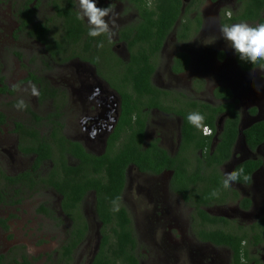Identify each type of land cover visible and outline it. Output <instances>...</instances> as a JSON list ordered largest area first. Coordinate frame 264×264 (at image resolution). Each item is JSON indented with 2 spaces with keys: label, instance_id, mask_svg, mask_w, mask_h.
<instances>
[{
  "label": "flooded vegetation",
  "instance_id": "flooded-vegetation-1",
  "mask_svg": "<svg viewBox=\"0 0 264 264\" xmlns=\"http://www.w3.org/2000/svg\"><path fill=\"white\" fill-rule=\"evenodd\" d=\"M97 2L101 7L114 6L113 14L106 18L109 19L110 28L115 33L111 40L106 35L97 38L88 36L87 21L77 19L78 0H0V248H7L6 240L12 242L10 249L0 250L1 264H10V262L16 264L15 260L18 264H34L40 261L39 257H30L26 253L25 246L18 241H13L15 239L13 228L18 218L22 217L20 214L24 212L22 206L26 197L33 196L32 200L38 201L37 207L33 209L36 217L47 219L51 226L60 227L64 231V238L55 252L57 254L55 257L61 258L59 255L61 247L66 246L72 231L79 230L82 226L87 232L78 249L90 239L91 232L95 231L98 235L95 251L91 253L87 263L92 264L102 239L101 231L104 223L99 219L96 211L95 191L87 192L81 202L84 222L81 218L75 220L77 210H73L72 213L71 211L65 213L62 210L63 198L56 190L41 188L40 174L43 173V176H46L49 172L48 167H53V164L50 161H43L39 170L34 171L39 155L27 151L39 150V143L35 137L37 133L41 136H51L52 130L58 127L61 131L59 134H62L68 142L80 144L83 147L87 155L84 161L85 166L90 168L89 174L96 178V167L128 148L149 153L154 147L165 151L168 156L177 157L175 169L183 163L180 153L183 156L187 154L189 158L194 159L188 171L201 174V177H195L197 185H203L206 192L207 188L214 189L211 183L217 174V164H211L204 159V155L207 152L211 156L215 153L218 137L228 115L222 114L218 117L215 130L208 126L209 134H205L202 130V136L211 140L208 149L201 150L194 144L187 145L185 149L182 127L185 116L187 117L191 112L200 113L202 103L212 106L222 104L223 101L216 100L214 92L224 87H215L209 95L211 99L203 100L200 96L208 95L207 87L209 80H213V74L212 76L202 74L190 81L184 80V84H181V78L188 76L187 73L192 67L189 44H194L196 47L202 40V51L213 52V55L202 56L201 63L204 70L207 69L208 64H212L213 57L215 60L218 58L219 61L227 63L230 49H228V42L221 36V26L240 22L255 26L259 22H264V7L260 17L254 21L242 19L249 0H174L179 5V15L165 35L160 50L151 57V62L155 66L150 79L152 91L147 92L144 98H137L134 82L130 78L125 79V75L129 68L134 67L131 58L141 54L142 47H145L149 53V45L139 40L140 30L145 27L147 21L144 17V8H139V4L133 0H97ZM145 2V8L151 12L157 10L164 1L146 0ZM4 8L8 9L4 10ZM62 10L68 12L66 15L71 16V19H77L81 24L80 29L85 32L83 37H76L75 43ZM28 16L30 22L26 26L24 21ZM113 18L115 25L111 24ZM154 19L156 20L157 17ZM197 38H201L200 41ZM100 41L103 42V48L96 46ZM26 43L42 57L47 58V61L43 62L41 71L38 70L39 67L36 68L30 64L33 70L28 71L26 79L9 85L5 59L10 51L11 56L18 61H24L23 50ZM170 44H173V47L168 51ZM207 45L213 49L206 47ZM219 45L222 47L218 52ZM222 50H225V53ZM4 52L7 53L6 56ZM166 52L167 58H165ZM231 54L237 70V81L234 86L253 89L256 97L253 104H257L247 111L248 118L245 120H250L245 128L242 127L244 121L240 114L239 136L233 147L231 158L222 162L218 168L222 180L226 172H232L238 165L245 162H238L234 154L239 144L240 132L243 134L255 124L264 122V119H261L264 117L262 113L264 67L244 71L236 61L234 49ZM179 55L189 58L186 69L175 63ZM159 57L165 60V66L164 63L163 66L167 70L165 74L168 82L164 81L166 80L164 78L161 81L154 78ZM108 62L113 63L115 77L118 79L108 76L107 71L111 67ZM58 70L62 71L58 74ZM179 70L184 71L176 73ZM44 71L46 75L41 74ZM257 72L261 75H255ZM11 78L14 80V76ZM229 78L227 77V80ZM32 85L36 86L38 95L32 94ZM228 90L232 92L233 97L230 102L236 104L233 90L231 88ZM127 95L132 105L135 102L139 109L131 114L124 112V107L128 109L127 98L124 99ZM20 100H23L26 105L23 109L16 107ZM128 114L131 115V121L127 124L124 117L125 115L128 117ZM78 126L81 127V131L72 130ZM69 131H74V134H68ZM195 133L197 134V130ZM126 140L128 142H125ZM128 143L130 144L125 148ZM53 144L51 141V145ZM243 145L245 149L241 150L243 158L245 154H248L247 152L257 154L260 149L264 151V144L255 151L250 150L244 142ZM196 156H199L200 163L196 160ZM24 157H29V166L27 169H20L24 167ZM64 159L69 166L80 164V160L69 153ZM257 159L260 158L250 160ZM197 164L199 168L196 167ZM175 169L164 168L156 174L142 171L134 163L127 165L123 190L114 207L125 211L128 224L123 227L127 229L135 242V254L139 264L144 262L140 252L143 246H145V253L151 255L149 258H152V264H235V254L230 247L202 239L201 233L211 235L217 231L224 233V236H247L241 243L246 250L241 254L239 264H256V259L263 264L249 250L250 247H264V228L261 223L264 212L260 215L256 213L251 218L248 214L255 207V199L264 208L263 192H256L257 190L253 188L255 179L262 186L264 165L253 173L250 184L235 181L230 187L225 188L222 183L223 187L216 188L219 195L208 201V205L205 206L196 205V193L193 196V193L189 192L186 199L183 189L182 192L176 191L178 178ZM27 172L30 174H26ZM25 176L29 177L24 178ZM141 176L154 177L157 185L151 187L153 184L141 180ZM188 178L194 181L192 176ZM250 188L253 190L249 191ZM43 190L49 192L53 199H43L41 203L39 197ZM127 193L129 198H126V201L134 206L131 213L123 204ZM90 195L93 196V201L91 210L88 212L85 211L84 205ZM169 196L180 202L178 210L172 207ZM198 198L199 201L203 200ZM42 206L48 209L49 214L41 211ZM184 207L190 210L187 219L182 211ZM136 208L144 213L138 216L135 212ZM214 208H217L220 216L214 214L216 211ZM110 211L113 215L112 209ZM202 212L213 219L208 220ZM81 223L83 225H80ZM18 226L21 224L19 223ZM107 226V230H121V226L114 223ZM11 231L12 235H10ZM257 236L258 242L255 239ZM247 253L248 255L245 256ZM49 256L44 255V259ZM74 258L72 256V260Z\"/></svg>",
  "mask_w": 264,
  "mask_h": 264
},
{
  "label": "trees",
  "instance_id": "trees-1",
  "mask_svg": "<svg viewBox=\"0 0 264 264\" xmlns=\"http://www.w3.org/2000/svg\"><path fill=\"white\" fill-rule=\"evenodd\" d=\"M146 0H133V2L139 4V8H144V17L147 19L145 27L140 30L139 40L149 45V53L145 47H142L143 52L138 56H133L132 64L134 67H131L127 70L125 79H132L135 86V91L137 92V98H144L146 93L152 91V86L150 84V79L154 73L155 66L151 62V57L155 56L162 46V42L165 38V35L170 31L174 25V19L179 15V5L174 2V0H161L164 1L162 5L155 11H149L145 8ZM178 1V0H177ZM180 2V1H179ZM180 4V3H179ZM264 7V0H249L248 6L246 7L245 14L242 16V19L256 20L259 18L261 11ZM64 14V18L67 19L68 30L73 36L74 43L76 42V37H83L84 33L80 29V22L71 16H67L64 10L61 11ZM154 17H157L155 20ZM30 22V17L28 16L24 23L28 25ZM148 54V55H147ZM236 61L238 62L240 68L244 71H250L254 68L264 67V61H258L255 64L241 61L236 54ZM189 58L185 55H179L175 59L177 65H182L181 68L188 65ZM137 65V66H136ZM184 70L176 71V73L183 72ZM214 97L217 101H223L222 104H217L215 106L202 103L199 109L200 113L204 115L205 120L204 124L211 127L213 130L216 129V121L218 117L222 114H227L223 130L218 137V144L216 147L215 153L211 156L209 152L204 155V159H207L211 164H217V174L212 179L213 188L223 187L222 175L219 173V165L228 161L231 158L233 147L239 136V122H240V113L236 108L235 103H231L232 92L228 89L218 88L214 92ZM126 100V106L124 107V112L132 113L138 109V105H132L129 95L124 96ZM206 111L208 113H206ZM127 117L125 115L124 121L128 124L131 121V115ZM54 130V132H53ZM52 130L51 136H41L36 134V141L38 144L39 150L27 151L29 153L35 152L38 153V159L36 160L34 171L39 170L43 161L51 162L53 167H48L49 172L46 176H43V173L40 174V186L41 188H51L56 190V192L62 196V210L65 213L69 211L77 210V219L81 218L84 222V215L81 211V202L85 194L89 191H95L97 197V213L99 219L104 223L103 230L101 231V242L97 248V252L94 256L92 264H139L138 258L136 257V245L134 240L131 238L127 229L123 226L128 224L127 216L123 209L114 207L115 202L119 199L120 194L122 193L124 182H125V171L127 165L136 164L142 171L152 172L158 174L164 168L175 169L177 162V157L172 158L166 154L165 151H160L156 147L149 153L148 151H140L134 148H128L126 144L124 151L113 158L107 159V161L100 164L96 167L97 178L89 174V167L85 166L86 152L80 144H75L73 142H68L65 137H63L60 129L58 127ZM197 130V134L195 131ZM183 135V144L185 149L187 145L194 144L196 148L201 150L208 149L210 146V138L202 136V129H197L193 125L189 124L187 117L185 116V122L182 127ZM245 137L246 144L248 148L252 151H255L258 147L264 144V122L255 124L251 128L243 132ZM54 143L53 145H51ZM125 142H128L126 140ZM54 149H52V147ZM71 150V151H70ZM77 158L80 160V164L77 166H69L64 159L66 154ZM183 158V163L178 169H175L176 177L178 178V187L176 191L183 189V192L187 194L190 192L196 193V205L205 206L208 205V201L213 200L215 197H212L210 193L214 190L204 191L203 185L198 184L195 180V177H201L199 172L194 174L188 171L189 165L193 164L194 159H191L187 156L181 155ZM196 160L200 163L199 156H196ZM264 165L262 159L257 160H247L240 165H238L235 170L243 168V173L240 178L237 180L239 183L250 184L251 178L254 172H256L260 167ZM198 164H197V166ZM26 174H30L27 172ZM189 176L193 177L194 181L189 180ZM247 176L248 179H244ZM29 176H25L27 178ZM11 181V178H9ZM197 185V186H196ZM196 186V188H194ZM203 200L199 201V198ZM113 215H111V211ZM118 209V210H116ZM41 211L48 213V209L42 206ZM205 218L212 220L209 215H206L202 212ZM115 217V219H113ZM115 224L121 226V230H107L108 224ZM261 223L264 228V216L261 219ZM80 225H83L81 223ZM87 225V224H84ZM85 228L80 227L79 230H73L66 246H62L60 249L59 255L63 264H71L72 256L74 257L77 253L80 243L84 240L86 235ZM210 235V234H208ZM201 233L204 241L213 242L216 244L227 245L233 250L235 254V264L241 262V254L246 250L242 245V241L247 238L244 236H224V233L220 231L212 233L210 236ZM258 242V236L255 237ZM95 249H93V252ZM92 252V253H93ZM248 255L245 254V256ZM256 259V258H255ZM62 262V261H61ZM15 263L18 262L15 260ZM1 264V259H0ZM10 264H12L10 262ZM256 264H261L256 259Z\"/></svg>",
  "mask_w": 264,
  "mask_h": 264
},
{
  "label": "rangeland",
  "instance_id": "rangeland-1",
  "mask_svg": "<svg viewBox=\"0 0 264 264\" xmlns=\"http://www.w3.org/2000/svg\"><path fill=\"white\" fill-rule=\"evenodd\" d=\"M8 8H4V10H7ZM198 40L201 38H197ZM200 41V40H199ZM202 43V40H201ZM201 43L199 45H197L196 47H194V44H189V47L191 49V53L190 56L192 58V67L189 70V72L187 73V75L183 76L181 78V84H184V80L190 81V79L192 78H197L202 76V74L204 75H209L212 76L213 74V80L210 81L209 80V85L207 87V92L206 96H204V94L202 96H200L203 100H209L211 99V97L209 95H211V91L218 86L227 88V89H232L233 90V95H234V101L236 102L237 105V109L240 111V114L242 116V120L244 121L242 124V127L245 128L247 122L245 119L248 118L247 116V111L250 108H253L252 106H256V104H253L256 100V97L254 95V91L253 89H247L245 87H236L234 86L237 81L236 76H237V70L235 68L234 62L232 60V48L231 46L228 44V49H230V54H228V62L224 63L218 60V58L215 60V57L212 58L213 62L212 64H208L207 65V69L204 70L202 67V56H205L206 54H212L213 52H204L202 51V46ZM220 46V45H219ZM173 47V44H170L169 47L167 48L168 51H170ZM175 47V46H174ZM206 47L211 48L209 45H207ZM222 46H220L218 48V52L220 51ZM225 48V47H224ZM213 48H211L212 50ZM225 53V50H222ZM12 52V50H11ZM24 53V61H18L17 58L11 56L10 51L8 53L7 58L5 59L6 62V75H7V81L9 85H13L16 84L17 81H24L28 75V71L31 69L33 70V68L31 67V65L35 66L36 68L39 67V71H41L42 69V65L43 62L47 61V58L42 57L40 55V53L36 52L34 48H32V46L30 47L28 43H26L25 45V50H23ZM228 53V50H227ZM5 54V52H4ZM7 54V53H6ZM5 54V56H6ZM168 53L166 52L165 54V58H167ZM158 64H157V71L156 74L154 76L155 79L157 80H164L166 82L167 81V75L165 74L167 72L166 68H164L165 66V60H161V58H158ZM110 64V69L107 71L108 76L110 77H115V73H114V68H113V63L108 62ZM164 63V66H163ZM201 63V65L199 66V64ZM31 64V65H30ZM29 65V66H28ZM24 66V67H23ZM20 72H17V71ZM62 70H58V74L61 72ZM206 71V72H205ZM41 74L46 75V72H42ZM261 75L260 72L255 73V75ZM12 76H14V80H12ZM235 76V77H233ZM227 77L229 78L227 80ZM232 78V79H231ZM115 79H118V77H115ZM20 82V83H21ZM21 85V84H20ZM27 87V86H24ZM205 92V91H204ZM17 96V94H16ZM48 109V105L46 106V111ZM262 113H264V110L262 111ZM261 119H264V117H262ZM80 130L81 131V127L78 126L77 128H73L72 130ZM68 134H74V131H69ZM241 150H245L244 149V145L242 142V138H240L239 140V144L237 146V149L235 150V158H237V161H246V160H250V159H256V158H260V159H264V151L263 149L259 150V153L257 154H253V153H249L245 154V157H241ZM7 157V155H6ZM5 159V158H4ZM3 159V160H4ZM6 160V159H5ZM4 160V161H5ZM29 157H24V167L20 168V169H27V167L29 166ZM142 179L141 180H145V181H149L151 182L153 185L151 187H155L157 184L155 182L154 177H150V176H141ZM261 185H259L255 179L254 181V185L253 188L255 190H257L256 192H263V196H264V174L261 178ZM253 188H250L249 191L253 190ZM133 195H135L134 191H133ZM40 196H35V197H39L41 198L40 201L42 203L43 199L46 200H52L53 196L50 195L49 192L47 191H42L40 192ZM136 197V196H135ZM171 198V202H172V207L176 208L178 210V208L180 207V202L176 201V199H174V197L169 196ZM33 196L31 197H26L25 202L22 206V208L24 209V212L21 213L20 215H22V217L18 218L17 223L14 225L13 228V235H15V239L13 241H18L19 244L23 245L26 247V253H28V255L31 257H39L40 261L35 262L34 264H63V262H61V258L55 257L57 256V254H55V252L59 249V247L61 246L62 243V239L64 238V231L63 229L60 227H54L51 226L48 222L47 219H42L39 217H36L33 214V209H35L37 207V202L35 200H32ZM126 198H129V193H127V196L124 197V201L123 204L129 208L130 213L133 212V208L134 206H132L129 202L126 201ZM137 199H139L138 197H136ZM93 201V196L90 195L88 197V199L86 200V203L84 205L85 207V211L90 212L91 210V204ZM140 201V199L138 200ZM260 202L257 201L256 199L254 200V208L252 210H250L249 218L253 217L256 213H258V215H260L261 213L264 212V208H262V206L259 205ZM231 209H236L235 207H229ZM216 211L214 212V214L219 215L220 213L217 210V208H214ZM29 211V212H28ZM183 214L185 215L184 217L187 219V215L189 214L190 210L188 207H184V209L182 210ZM135 212L137 213L138 216L142 215V213H144L142 210H139L136 208ZM19 215V216H20ZM252 222V221H249ZM21 224V226H18V224ZM177 234V233H175ZM12 235V231L11 234ZM96 235V236H95ZM178 235V234H177ZM175 235V236H177ZM179 236V235H178ZM180 238V236H179ZM181 239V238H180ZM184 239H185V235H184ZM98 241V235L97 233L91 232V236L90 239L87 240L86 243H84V245L77 251L76 255L74 256L75 258L71 261V264H87L89 259H90V255L93 252V249L95 248V244ZM181 241V240H178ZM7 242V248L10 249V245L12 244V242H9L8 240H6ZM7 248H0V250L4 251ZM145 246H143V248H140V252L142 253V256L144 257V262L143 264H152L151 259L149 258L151 255L150 254H146L145 251ZM189 252V251H188ZM221 253V251H219ZM250 253H252L256 258H258L263 264H264V247L261 246L260 248H254V247H250L249 250ZM44 255H50V259L46 258L44 259ZM250 264V263H249Z\"/></svg>",
  "mask_w": 264,
  "mask_h": 264
},
{
  "label": "clouds",
  "instance_id": "clouds-1",
  "mask_svg": "<svg viewBox=\"0 0 264 264\" xmlns=\"http://www.w3.org/2000/svg\"><path fill=\"white\" fill-rule=\"evenodd\" d=\"M79 13L77 19L86 20L88 24V36L97 38L106 35L109 40L115 35L110 28V21L106 19L114 12V6L101 7L98 6L97 0H78ZM231 15V13H229ZM111 24L115 25V19L111 20ZM221 36L234 49L235 53L241 61L255 64L258 61H264V22H259L252 26L246 22L225 24L220 28ZM103 48V42L100 41L96 45ZM32 94L38 95L35 85L31 86ZM16 107L23 109L26 107L23 100L17 102ZM205 117L199 112H191L187 115V121L197 129H202L205 134L210 133V129L204 124ZM243 168L226 172L224 174L223 186L228 188L237 181ZM244 179H248L247 176ZM210 195L216 197L219 193L214 189ZM118 210V209H116Z\"/></svg>",
  "mask_w": 264,
  "mask_h": 264
},
{
  "label": "water",
  "instance_id": "water-1",
  "mask_svg": "<svg viewBox=\"0 0 264 264\" xmlns=\"http://www.w3.org/2000/svg\"><path fill=\"white\" fill-rule=\"evenodd\" d=\"M240 138H242V142L246 144L245 137L243 136L242 132H240Z\"/></svg>",
  "mask_w": 264,
  "mask_h": 264
}]
</instances>
